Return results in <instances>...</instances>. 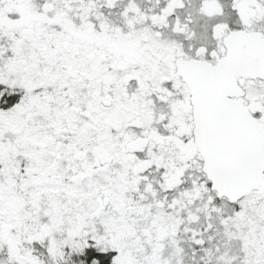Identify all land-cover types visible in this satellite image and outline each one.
Masks as SVG:
<instances>
[{
  "label": "snow or ice",
  "instance_id": "1",
  "mask_svg": "<svg viewBox=\"0 0 264 264\" xmlns=\"http://www.w3.org/2000/svg\"><path fill=\"white\" fill-rule=\"evenodd\" d=\"M0 264H264V0H0Z\"/></svg>",
  "mask_w": 264,
  "mask_h": 264
}]
</instances>
